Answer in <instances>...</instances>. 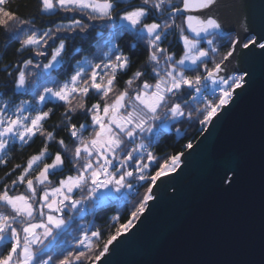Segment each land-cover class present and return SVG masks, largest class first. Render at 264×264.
<instances>
[{
    "label": "snow or ice",
    "instance_id": "1",
    "mask_svg": "<svg viewBox=\"0 0 264 264\" xmlns=\"http://www.w3.org/2000/svg\"><path fill=\"white\" fill-rule=\"evenodd\" d=\"M11 4L0 0V167L40 146L0 176V264H111L196 147L157 145L191 128L207 139L251 79L237 60L264 55V33L243 17L229 27L223 0ZM239 180L236 166L219 177L224 191ZM113 206L127 219H88Z\"/></svg>",
    "mask_w": 264,
    "mask_h": 264
},
{
    "label": "water",
    "instance_id": "2",
    "mask_svg": "<svg viewBox=\"0 0 264 264\" xmlns=\"http://www.w3.org/2000/svg\"><path fill=\"white\" fill-rule=\"evenodd\" d=\"M220 11L229 27L243 17L250 34L264 33V0H223ZM237 66L251 73L249 84L182 168L158 182L111 264H264V55L253 48ZM227 166L240 170L230 191L219 181Z\"/></svg>",
    "mask_w": 264,
    "mask_h": 264
},
{
    "label": "trees",
    "instance_id": "3",
    "mask_svg": "<svg viewBox=\"0 0 264 264\" xmlns=\"http://www.w3.org/2000/svg\"><path fill=\"white\" fill-rule=\"evenodd\" d=\"M35 3V0H12L11 7L13 10H16L18 5L27 4L28 8L20 7L19 11L21 13H25L31 10L32 5ZM11 58V57H8ZM5 59V62H7V59ZM144 56L139 55L138 59L143 60ZM134 70V69H133ZM126 78V77H125ZM199 136L197 128H191L188 129L187 135L184 137L175 136L174 134H169L164 140L160 142V144L157 145L155 151L158 155H164L169 152H174L177 150H180L182 145L187 143L188 139H192L193 143L196 142L197 137ZM40 146V141L37 140V143L33 145L31 148L26 149H17L15 152L12 153L13 159L10 160L8 166L6 168L0 167V176H3L6 171H8L13 164L15 163H24L27 155L33 153L38 149ZM53 150H55L53 148ZM140 192H143V189H140ZM138 199V197H131L132 203H135V201ZM132 205H129V208ZM122 213V219L121 222L127 219L128 212L119 208L118 206H113L110 209L104 210L99 212L95 217H88L89 220L95 219V223L97 225L105 224L108 222V219L116 214Z\"/></svg>",
    "mask_w": 264,
    "mask_h": 264
},
{
    "label": "rangeland",
    "instance_id": "4",
    "mask_svg": "<svg viewBox=\"0 0 264 264\" xmlns=\"http://www.w3.org/2000/svg\"><path fill=\"white\" fill-rule=\"evenodd\" d=\"M143 192H141V194H142Z\"/></svg>",
    "mask_w": 264,
    "mask_h": 264
}]
</instances>
